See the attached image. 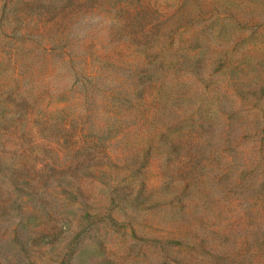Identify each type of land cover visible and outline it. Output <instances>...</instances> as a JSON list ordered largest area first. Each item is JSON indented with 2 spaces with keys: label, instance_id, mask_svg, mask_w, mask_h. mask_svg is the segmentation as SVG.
Instances as JSON below:
<instances>
[{
  "label": "rangeland",
  "instance_id": "rangeland-1",
  "mask_svg": "<svg viewBox=\"0 0 264 264\" xmlns=\"http://www.w3.org/2000/svg\"><path fill=\"white\" fill-rule=\"evenodd\" d=\"M0 264H264V0H0Z\"/></svg>",
  "mask_w": 264,
  "mask_h": 264
},
{
  "label": "trees",
  "instance_id": "trees-1",
  "mask_svg": "<svg viewBox=\"0 0 264 264\" xmlns=\"http://www.w3.org/2000/svg\"><path fill=\"white\" fill-rule=\"evenodd\" d=\"M23 100H25V99H23ZM26 102H27V101H25V102H21L20 104H26Z\"/></svg>",
  "mask_w": 264,
  "mask_h": 264
}]
</instances>
